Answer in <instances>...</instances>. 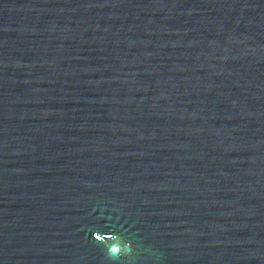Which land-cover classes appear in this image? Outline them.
I'll return each instance as SVG.
<instances>
[{
  "label": "water",
  "instance_id": "water-1",
  "mask_svg": "<svg viewBox=\"0 0 264 264\" xmlns=\"http://www.w3.org/2000/svg\"><path fill=\"white\" fill-rule=\"evenodd\" d=\"M0 264H264V0H0Z\"/></svg>",
  "mask_w": 264,
  "mask_h": 264
},
{
  "label": "clouds",
  "instance_id": "clouds-1",
  "mask_svg": "<svg viewBox=\"0 0 264 264\" xmlns=\"http://www.w3.org/2000/svg\"><path fill=\"white\" fill-rule=\"evenodd\" d=\"M97 236V235H96ZM96 236H95V239L97 240V241H102V240H98L97 238H96ZM115 239V237H109V239ZM105 239V238H104ZM103 239V240H104ZM125 247L126 248H128V249H130V245H125ZM116 249V252H115V254L113 253V249ZM120 246H119V244L118 243H116V244H113L111 247H110V249H109V254L110 255H119L120 253H121V250H120Z\"/></svg>",
  "mask_w": 264,
  "mask_h": 264
}]
</instances>
